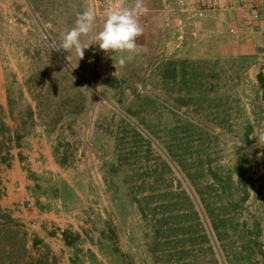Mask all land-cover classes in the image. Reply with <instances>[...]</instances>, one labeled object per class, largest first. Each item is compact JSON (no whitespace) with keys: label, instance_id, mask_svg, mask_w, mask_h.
Listing matches in <instances>:
<instances>
[{"label":"rangeland","instance_id":"374dc122","mask_svg":"<svg viewBox=\"0 0 264 264\" xmlns=\"http://www.w3.org/2000/svg\"><path fill=\"white\" fill-rule=\"evenodd\" d=\"M85 10L94 12L92 0H0V264H151L150 230L126 183L127 176L129 182L139 176L116 158L122 117L137 124L153 141L154 155L170 165L163 179L148 180L159 187L172 182L194 201L191 180L175 160L199 184L207 180L202 169L229 170L238 151L246 154L248 196L236 207L228 255L220 259L264 264V147L255 137L264 132V93L256 71L225 54L173 57L176 47L167 43L151 58L125 53L131 58L123 66L120 54L112 58L96 44L80 60L74 49L54 50ZM102 28L96 21L82 43L91 44ZM38 132L60 172L52 179L23 164L25 194L39 211L68 213L69 222L37 225L31 217L24 224L3 205L11 151ZM155 156H149L152 163ZM151 191L159 192L155 184L145 192Z\"/></svg>","mask_w":264,"mask_h":264},{"label":"trees","instance_id":"16d2710c","mask_svg":"<svg viewBox=\"0 0 264 264\" xmlns=\"http://www.w3.org/2000/svg\"><path fill=\"white\" fill-rule=\"evenodd\" d=\"M172 71L176 75L175 67ZM256 79L264 93V75L259 72ZM119 128L122 131L115 137L116 158L118 164L131 167L132 175L136 173L139 176V180L133 182H129L127 176L126 183L129 196L150 230L147 252L151 264H222L220 258L224 257V252L228 255L226 240L233 231L236 207L247 199L251 183V178L245 175L246 154L238 151L229 170L202 169L207 180L199 184L194 182L190 168L182 160H175L191 180L197 198L194 201L190 194L180 186L174 187L172 182L159 187L156 180H148V177L157 175L163 179V175L171 171L170 165L162 157L154 155L153 141L137 124L122 117ZM124 146H128L130 154ZM168 155L171 159L175 157L170 151ZM149 156H155L157 161L152 163ZM262 159L264 170V154ZM152 184L158 187V193L145 192ZM67 233V230H62L61 235L69 244ZM259 253L264 256V250H259Z\"/></svg>","mask_w":264,"mask_h":264},{"label":"crops","instance_id":"0c3cea01","mask_svg":"<svg viewBox=\"0 0 264 264\" xmlns=\"http://www.w3.org/2000/svg\"><path fill=\"white\" fill-rule=\"evenodd\" d=\"M120 2L124 8H132L136 0ZM143 3L147 7L145 17L148 24L143 26L139 20L143 28L135 52L139 58L153 57L156 49L167 43L176 47L173 57L205 58L225 54L234 57L237 63L246 68L264 75V14L254 22H250L249 15L251 8L263 7L264 0H214L204 17L193 19L187 18L182 10H177V0H143ZM168 10H176V15L168 19ZM178 20L183 25L181 34ZM46 141V136L40 132L22 137L20 145L11 151V165L5 172L7 195L3 205L11 217L24 224H28L31 217L37 225L54 220H71L68 213H62L61 218L52 212L39 211L32 205V197L25 194L28 179L23 164L36 175L43 173L52 179L60 172ZM27 204L30 209L26 208Z\"/></svg>","mask_w":264,"mask_h":264},{"label":"clouds","instance_id":"9594fccd","mask_svg":"<svg viewBox=\"0 0 264 264\" xmlns=\"http://www.w3.org/2000/svg\"><path fill=\"white\" fill-rule=\"evenodd\" d=\"M146 12L147 7L143 0H136L132 8L117 6L108 12L103 22V28L95 34L94 41L85 45L82 43L81 37L94 31L97 19L93 11L85 10L78 14L75 26L62 37L60 44L55 46L54 50L70 54L74 49L80 60L85 55V49L96 44L107 55L120 54L119 64L123 66L126 60L131 58L124 54L137 51V39L143 34V28L138 18ZM67 58L70 61L69 55ZM77 66L78 64L72 65L73 68ZM255 137L257 146L264 147V132L255 135Z\"/></svg>","mask_w":264,"mask_h":264},{"label":"built area","instance_id":"2783aa9c","mask_svg":"<svg viewBox=\"0 0 264 264\" xmlns=\"http://www.w3.org/2000/svg\"><path fill=\"white\" fill-rule=\"evenodd\" d=\"M214 0H206L205 2H191L189 0H177L178 9L182 10L187 14V18H202L205 16L206 11L212 7ZM94 13L97 17L96 21L99 25L103 27L104 19L106 18L108 12L117 6L124 8L120 2V0H92ZM176 10H168L166 12L167 18L170 19L171 17L176 15ZM264 14V6L259 8H251L249 15H250V22H254L259 19L260 15ZM141 21L143 26L148 24V20L145 17V14L139 16L138 18ZM167 20V19H166ZM179 21V20H178ZM182 23L179 21L178 30L180 34L182 33Z\"/></svg>","mask_w":264,"mask_h":264}]
</instances>
